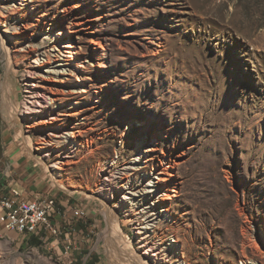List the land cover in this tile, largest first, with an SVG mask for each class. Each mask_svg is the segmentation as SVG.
Segmentation results:
<instances>
[{"label":"rangeland","instance_id":"1","mask_svg":"<svg viewBox=\"0 0 264 264\" xmlns=\"http://www.w3.org/2000/svg\"><path fill=\"white\" fill-rule=\"evenodd\" d=\"M0 32V166L63 212L0 264H264V0H0Z\"/></svg>","mask_w":264,"mask_h":264},{"label":"built area","instance_id":"2","mask_svg":"<svg viewBox=\"0 0 264 264\" xmlns=\"http://www.w3.org/2000/svg\"><path fill=\"white\" fill-rule=\"evenodd\" d=\"M0 163H2L1 159ZM13 170L14 165L11 162H5L0 166V177H3L0 178V183L10 180L8 185L0 186V225L5 230L18 233L24 238L39 236L42 242L48 237L60 238L63 232L57 223V218L61 217L63 212L57 198L43 194H36L33 197L25 195L13 179ZM74 215L77 219H86V209L76 208ZM73 232L71 227L65 234L69 239L67 253L72 249L70 236ZM71 263L73 264V261Z\"/></svg>","mask_w":264,"mask_h":264},{"label":"bare ground","instance_id":"3","mask_svg":"<svg viewBox=\"0 0 264 264\" xmlns=\"http://www.w3.org/2000/svg\"><path fill=\"white\" fill-rule=\"evenodd\" d=\"M23 1H25V5H28L30 3V0H23ZM50 31H51L50 32V37L51 38H55V35L58 36V35L63 34V32L62 31H59V30L52 31V28L50 29ZM0 34L2 35L1 32H0ZM3 37H5V36H3ZM63 46H64V48H68L69 49L68 51L66 50L65 52L68 53V54H70V57H73L74 55L77 54L76 47H75V45H74V43L72 41H69L68 43H64ZM36 52H37V55L38 56H47V58L49 60L52 58V55L49 52H47L46 50H44V49H38ZM70 63L71 62H69V60H65V62H64L63 65L61 64V65H57V66H66V65H70ZM56 72H59V70H56ZM67 136L69 137V134H67ZM157 136H158V133H156V136L155 137H157ZM70 138H74L75 139V137H73V135L70 136ZM155 140H158V139H155ZM26 141H27V145H28L29 149L31 151L35 150L36 147L33 146L34 145L33 144V141L30 140V139H28ZM75 141L76 140H74V143H75ZM146 150L147 149H146V147L144 145H139V152L140 153H143ZM40 158L41 157H39V159ZM138 159H139V156H137V158L134 159V163L132 164V170H135L137 172L138 171H141V169H142ZM114 163H112V164L113 165H116ZM57 174H59V173H57ZM160 174H164V172H162ZM122 175H124V174L122 173ZM153 175L154 174H151V173L146 174L145 175V179H144V182H146V184H145L146 186L145 187L135 186V189L133 190V192L130 193V195H132V197H138V198L146 197V196H150V197L157 196L156 197V200L154 202H152L151 204L145 203L146 204V207H148V213H149L148 214L149 215V217H148L149 219H148V221L145 224L146 226L143 227L146 230H148L151 226L154 225L155 222L161 220L162 218L164 219V218H168L169 217L167 215V208L162 209V210L159 209L160 206H164V203L170 198V194L167 193V192H169V189L167 190V189L161 188V185H160V183L157 180H161L162 177L161 176H158V178H156ZM126 176H128V175H126ZM109 180H111V179H109ZM124 187L127 188V185H125ZM163 191H165L166 193L163 192ZM146 194H149V195H146ZM125 198L126 199L129 198V196H126ZM138 201H140V200H138ZM140 203H141V201L139 202V204ZM144 209H146V208H144ZM116 226H117V221H116ZM116 230H117V227H116L115 231ZM168 248H169V246H168ZM150 256H152V255L150 254ZM130 264H131V262H130Z\"/></svg>","mask_w":264,"mask_h":264},{"label":"trees","instance_id":"4","mask_svg":"<svg viewBox=\"0 0 264 264\" xmlns=\"http://www.w3.org/2000/svg\"><path fill=\"white\" fill-rule=\"evenodd\" d=\"M25 239H27L28 244L34 248L40 247L41 244L43 243L42 240H40L39 236L36 235ZM88 264H91V262L90 263L88 262Z\"/></svg>","mask_w":264,"mask_h":264},{"label":"crops","instance_id":"5","mask_svg":"<svg viewBox=\"0 0 264 264\" xmlns=\"http://www.w3.org/2000/svg\"><path fill=\"white\" fill-rule=\"evenodd\" d=\"M18 187H20V186L18 185ZM20 189H21L22 191H24V192H25V195H27V196H29V197H33V196H35L36 194H39V192H36L37 190L27 191V190H23V188H21V187H20Z\"/></svg>","mask_w":264,"mask_h":264}]
</instances>
